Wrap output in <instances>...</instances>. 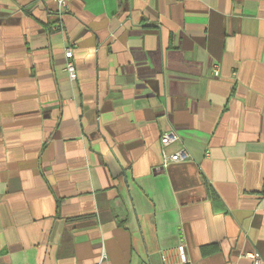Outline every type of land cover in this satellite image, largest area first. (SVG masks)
<instances>
[{"label": "crops", "instance_id": "crops-1", "mask_svg": "<svg viewBox=\"0 0 264 264\" xmlns=\"http://www.w3.org/2000/svg\"><path fill=\"white\" fill-rule=\"evenodd\" d=\"M66 3L0 0V264L264 260V0Z\"/></svg>", "mask_w": 264, "mask_h": 264}, {"label": "built area", "instance_id": "built-area-1", "mask_svg": "<svg viewBox=\"0 0 264 264\" xmlns=\"http://www.w3.org/2000/svg\"><path fill=\"white\" fill-rule=\"evenodd\" d=\"M58 4V6L62 9L67 8L66 0H55ZM73 52L72 48L70 46L66 47L64 49V65L63 69L67 73L70 80H75L77 77L76 72V66L72 60ZM178 139V134L175 130H169L166 132H163L160 136V144L163 148V161L164 164H167L169 162H177V161H183L190 158V154L188 151L184 148L179 149L178 151L167 153L165 152V148L170 145L172 142L176 141ZM243 257L248 258L252 261L253 264H263L264 260L261 257L260 254L256 252L251 253H245L243 254Z\"/></svg>", "mask_w": 264, "mask_h": 264}]
</instances>
